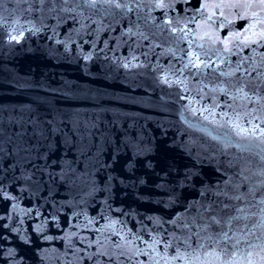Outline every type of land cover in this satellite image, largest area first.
<instances>
[{
    "label": "water",
    "instance_id": "95a60500",
    "mask_svg": "<svg viewBox=\"0 0 264 264\" xmlns=\"http://www.w3.org/2000/svg\"><path fill=\"white\" fill-rule=\"evenodd\" d=\"M117 2L126 7L91 8L85 0H0V148L7 153L0 163L15 165L17 176L35 173L39 181L38 188L33 186L21 196L19 209L31 212L14 214L22 221L18 226L33 239L38 227L54 237L36 240L39 249L34 254L6 233L9 240L4 249L17 248L22 264H92L87 255L98 250L99 242L114 254L112 264H152L156 253H151L152 258L136 255L130 260L119 253L126 249L150 253L153 239L161 240L156 248L162 252L164 241L187 232L182 227L185 222L198 231L197 225L203 223L200 214L240 217L232 221L229 236L235 233L242 238L241 250L247 249L244 241L264 242V227L259 226L264 207L259 203L264 199V176L259 174L264 171V83L251 71L252 61L245 59L258 60L264 46L234 47L225 53L222 44H212L205 35L224 39L229 32L242 31L241 25L247 27L254 18L239 19L241 8L211 7L221 0H162L164 7L158 6L161 0ZM252 11L259 13L250 9L249 16ZM20 33L19 43L10 41V36ZM195 54H200L207 68L189 63L195 62ZM257 71L264 73V67ZM240 83L248 84L247 98L231 87ZM41 84L54 90L48 93L52 96L78 88L99 93L94 100H58L62 111L78 110L81 123L57 119L59 130L50 134L55 149L39 148L47 159H38L35 148L31 155L16 151L35 144L27 136L23 144L15 133L21 130L17 123L21 116L28 117L20 106L30 101ZM256 84L261 85L259 89ZM27 127L30 132L31 125ZM138 147L144 149L141 156L147 154L154 161L167 156L181 172L185 166L196 165L199 178L183 190L175 206L158 203L167 196L163 189L151 187L153 182L163 183L155 175L145 176L148 189L129 187L127 196L113 197L103 191L105 181L111 187L125 180L103 167L111 163L115 149L126 159L135 156ZM37 168H45L44 173ZM62 170L80 178L64 180ZM110 175L116 181L109 180ZM190 202L195 206L185 211ZM53 213L56 224L51 223ZM101 259L109 264L106 257Z\"/></svg>",
    "mask_w": 264,
    "mask_h": 264
},
{
    "label": "snow or ice",
    "instance_id": "6c2138e0",
    "mask_svg": "<svg viewBox=\"0 0 264 264\" xmlns=\"http://www.w3.org/2000/svg\"><path fill=\"white\" fill-rule=\"evenodd\" d=\"M85 3L91 7L96 8L98 5L101 8H121L126 7V5H121L117 0H85ZM187 3V0H185ZM164 7L165 5L161 3L158 5ZM201 7H208L206 4H202ZM213 8H241L244 11L239 15V19L245 20L249 18H254L252 23L248 24L247 27L241 25L242 31L240 32H229L228 36L221 39L219 36L214 34H205L207 39L215 44L219 42L222 44L223 51L225 53H231L232 49L240 47H251L252 45L264 46V16L259 15V13H264V0H221L218 4L211 5ZM259 9V13L252 11L250 16L248 10ZM223 14V13H221ZM260 25V27H257ZM175 31V29H174ZM23 38V33L19 36H10V41L19 43ZM204 37H201L203 39ZM198 47L203 48V45H198ZM207 55V53H202ZM190 56L193 53H189ZM89 57H85L88 59ZM246 60H251L250 65L251 71H256L257 78L260 79L261 83H264V73L257 71L258 67H264V53L259 54V59L254 57H245ZM193 67L200 68L201 64L205 68L208 67L207 63L200 60V54H195V62L189 61ZM127 67V65H125ZM240 70V64H237L236 71ZM245 71H248L247 69ZM221 75H234V73H221ZM167 83V81L165 80ZM32 87L33 85H28ZM260 84H256V89L260 88ZM231 87L235 88L237 93L243 94L244 98H247L248 93L245 92V88L248 87L247 83H240L239 86L233 84ZM39 91L30 99L27 104L20 106L22 112H27L28 117L25 119L21 116L20 120L17 122L20 127V131L15 133V136L23 143L26 144L28 141L24 140V137H28L29 140H35V144L31 145L29 148H17L16 151H25L31 155L32 148H35L39 153V148L43 147L51 152L55 149V145L50 138V134L56 133L58 129L57 119L63 122L65 118L72 120L77 126L80 125V112L78 110L65 112L62 111L58 105V100H64L69 103L78 102L83 100H94L99 95V93H93L90 89L78 88L74 91H68L60 93L58 96H52L48 93L54 91L52 89L45 88L44 85H38ZM58 91V90H55ZM220 91L224 92L225 95H229L226 88L221 87ZM43 93V94H41ZM234 98V97H233ZM195 112V110H193ZM51 117V118H49ZM207 119V117H205ZM27 125H31V131ZM95 125H93L94 127ZM222 126V125H221ZM84 127H88L87 121L84 122ZM233 127L239 131H245V129L240 128L238 124H234ZM2 130H0V135H2ZM261 135L264 136V130H262ZM8 142L12 141V137L9 136ZM144 152L142 147L136 149V154L133 157L122 159L120 155V149L116 148L110 157L109 162H105L103 167L108 168L109 172H116L117 176L123 175L125 180H121L119 184L114 186H109L108 182H104V189L106 193L115 197L117 195L123 194L125 196L130 193L127 191L131 187L134 191L138 190L141 186L143 189H148L150 187L149 182L145 179V176L155 175L158 179L163 181V183H155L151 187L163 189L166 193V201H158V203L163 204L165 208H170L175 206L183 196V190L189 186H194V182L199 178V172L196 170V165L185 166L183 172H181L180 167L175 163V161L170 160L167 156H163L159 160H153L147 154L141 156ZM7 155L3 148H0V161L4 159ZM38 159H47V153H39ZM139 169H143V174L138 175ZM16 166L11 164L0 163V210H2L3 215H0V249H4V242L9 240V236L6 233L13 234V237L18 239L20 247L25 248L28 251H32L34 254L36 250L39 249V245L36 240L43 239L45 241H51L54 237L46 235L42 228L38 227L34 229L37 233L35 239L27 232H24L19 226L22 221H17L14 214H18L23 211L25 214L31 212L30 209L24 210L19 209V201L23 193L31 191L33 186L39 187V181L34 179L35 173L31 175L20 176L15 175ZM11 171L12 174H9ZM41 174L44 173L45 168H37ZM71 171V170H70ZM163 173V176H161ZM264 176V171L259 173ZM84 175V174H81ZM62 179L72 181L73 179H79L73 175H65L63 170L61 173ZM109 180L116 181V176H109ZM126 181H130V184ZM190 182H192L190 184ZM20 185L17 188V185ZM27 184V187L24 185ZM120 185H123L122 187ZM97 188L96 183L93 181L91 184V189L95 191ZM210 190V189H209ZM252 190L249 189V192ZM19 193V194H17ZM141 192V195H144ZM220 193H217L219 195ZM147 195H153L152 192H147ZM205 193L201 192V196ZM232 198V197H230ZM234 199L239 200L241 196H236ZM261 205H264V199L259 201ZM195 203H188L185 206V211L189 208L194 207ZM201 207H204L201 205ZM109 208L111 205L109 204ZM211 208V204L207 206V209ZM227 209L228 205H224ZM199 211V210H197ZM237 212H244V209L237 208ZM39 215V213H37ZM251 215H256L252 213ZM103 218V217H102ZM247 218V217H245ZM199 219L203 221L197 225L198 231L193 232L189 223L185 222L182 227L187 229L186 233H182L181 236H176L173 234L171 240H166L163 242V251L157 252L156 245L161 243V240L153 239V242L149 245L150 253H144L140 249H126L122 250L119 255L124 256L126 259H131L136 255H149L151 253H156L158 258H152V264H175V262H180V264H264V242L258 245H253L248 241H244L247 244V249L241 250L239 245L241 243V237H237L235 233L229 236V232L232 231V221L240 219L238 216H228L226 219L219 216H209L205 218L203 214H200ZM57 216L53 213L51 223L56 224ZM192 222L196 223V217L192 218ZM179 223V222H177ZM259 226L264 227V207L260 208V222ZM247 225H245V228ZM255 227V225H254ZM227 228V230H225ZM241 232L244 229H240ZM251 233H245V235H250ZM139 238V237H137ZM229 241H234L229 244ZM98 245V250L87 255V260L91 261L92 264H105L101 259L106 257L109 264H112L114 259V254L111 253L102 244ZM91 246V245H90ZM119 248L120 246L117 245ZM259 249L257 251L256 249ZM103 249V250H99ZM169 249H173V254L169 255ZM42 251V250H41ZM19 257V259H18ZM3 264H22L23 257L19 255L17 248L8 247L4 249L2 257ZM43 259V257H41ZM39 264V262H38Z\"/></svg>",
    "mask_w": 264,
    "mask_h": 264
}]
</instances>
